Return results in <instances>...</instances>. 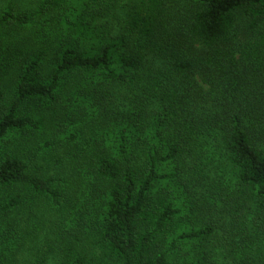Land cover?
<instances>
[{"label": "trees", "instance_id": "16d2710c", "mask_svg": "<svg viewBox=\"0 0 264 264\" xmlns=\"http://www.w3.org/2000/svg\"><path fill=\"white\" fill-rule=\"evenodd\" d=\"M21 255L264 264V0H0V264Z\"/></svg>", "mask_w": 264, "mask_h": 264}, {"label": "rangeland", "instance_id": "374dc122", "mask_svg": "<svg viewBox=\"0 0 264 264\" xmlns=\"http://www.w3.org/2000/svg\"><path fill=\"white\" fill-rule=\"evenodd\" d=\"M24 4L26 6V1H24ZM25 6L23 5L22 9H25ZM215 251V257L219 262H232V256L230 255V246L225 240H223L221 244H219L218 248ZM17 262L18 264H24V257L22 255L19 256Z\"/></svg>", "mask_w": 264, "mask_h": 264}]
</instances>
